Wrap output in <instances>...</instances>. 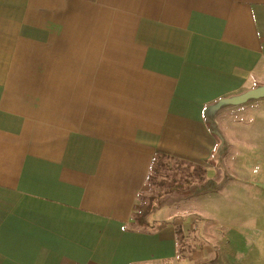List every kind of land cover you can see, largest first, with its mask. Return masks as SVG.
<instances>
[{
    "label": "crops",
    "instance_id": "1",
    "mask_svg": "<svg viewBox=\"0 0 264 264\" xmlns=\"http://www.w3.org/2000/svg\"><path fill=\"white\" fill-rule=\"evenodd\" d=\"M261 86L264 0H0V264H239L217 253L234 240L213 232L214 189L157 230L131 219L157 152L241 178ZM177 227L199 244L180 257Z\"/></svg>",
    "mask_w": 264,
    "mask_h": 264
},
{
    "label": "rangeland",
    "instance_id": "2",
    "mask_svg": "<svg viewBox=\"0 0 264 264\" xmlns=\"http://www.w3.org/2000/svg\"><path fill=\"white\" fill-rule=\"evenodd\" d=\"M252 110H248L247 113L242 115L237 114V118L242 119V123H240L241 131H246L248 127L256 124L250 122V115H257V110L254 108ZM247 136L249 139L236 136L242 140L241 144H245L247 140L249 141L246 146L240 144L238 151H235L232 155V160L235 161L234 167L241 173V178L234 180V182L229 180L223 182L219 185L218 190L207 196L205 205L214 220L213 232L216 239L224 242L222 236L225 238L230 236L231 241L234 240L235 243L232 242L231 245L234 252L228 251L225 242L215 244L219 248L218 252L217 249L215 251L217 253H235L238 257L236 261L239 264H264V133L259 132L254 139L249 134ZM224 144L226 143L224 142ZM182 175V170L175 163L168 162L166 169H161L158 173V179L174 180L183 177ZM163 190V186L158 185V182L155 181L151 188L148 189L147 187L142 193L138 204L140 203V207L144 208L149 194L153 191L163 192ZM188 207L193 206L188 205ZM170 208L169 206H163L152 216H163L170 219L172 215ZM186 231L184 229L183 238L186 239V236H188L189 240H186L189 241V244H185L183 238L181 239L179 257L183 256L187 249L191 250L193 248V244L190 242L194 241L195 234L192 229H189L187 234ZM194 243L198 244L197 241H194ZM195 244L194 246H199V244ZM243 260L244 262H242Z\"/></svg>",
    "mask_w": 264,
    "mask_h": 264
},
{
    "label": "trees",
    "instance_id": "3",
    "mask_svg": "<svg viewBox=\"0 0 264 264\" xmlns=\"http://www.w3.org/2000/svg\"><path fill=\"white\" fill-rule=\"evenodd\" d=\"M172 162L176 165L175 158L163 154L155 153L154 158L151 162L149 172L146 177V186L151 188L155 181L158 182V185H162L164 190L163 192H152L148 195L147 203L144 208L140 207V203L135 205V210L132 212V221L131 224L133 227H141L148 230H157L163 225H168L173 223L174 220H158L154 221L151 219L152 215L164 205L170 204L176 200L186 199L188 197L194 196L196 194L214 189L216 190L219 187V182L213 178H206L203 174V170L199 166H193V172L184 173L185 170H182L184 173L178 179L174 180H159L158 173L161 169H166L167 163ZM142 196V192L139 193L137 201ZM138 208V209H137ZM177 233V244L178 246L182 243L183 234L181 228H176Z\"/></svg>",
    "mask_w": 264,
    "mask_h": 264
},
{
    "label": "water",
    "instance_id": "4",
    "mask_svg": "<svg viewBox=\"0 0 264 264\" xmlns=\"http://www.w3.org/2000/svg\"><path fill=\"white\" fill-rule=\"evenodd\" d=\"M260 96H264V86L246 92L243 99L248 97H260Z\"/></svg>",
    "mask_w": 264,
    "mask_h": 264
}]
</instances>
